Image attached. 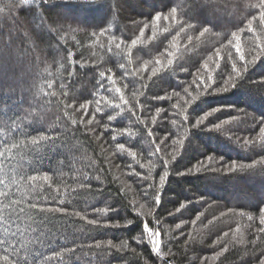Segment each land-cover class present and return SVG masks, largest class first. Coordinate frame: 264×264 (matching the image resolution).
Masks as SVG:
<instances>
[{"label": "trees", "instance_id": "1", "mask_svg": "<svg viewBox=\"0 0 264 264\" xmlns=\"http://www.w3.org/2000/svg\"><path fill=\"white\" fill-rule=\"evenodd\" d=\"M14 5L0 0V138L20 124L56 143L18 161L52 176V211L33 225L39 242L29 234L9 254L20 264H264L261 0ZM237 43L246 61L257 57L246 70Z\"/></svg>", "mask_w": 264, "mask_h": 264}, {"label": "snow or ice", "instance_id": "2", "mask_svg": "<svg viewBox=\"0 0 264 264\" xmlns=\"http://www.w3.org/2000/svg\"><path fill=\"white\" fill-rule=\"evenodd\" d=\"M29 2L30 0H19V5H14V7L28 5ZM45 2H47V0H45ZM260 7L262 10L259 13L257 27L264 28V0H261ZM0 11H3V9H0ZM170 18L176 19V8L174 6L170 8L168 14L163 15L164 21H168ZM9 19L15 21L16 17L12 15ZM161 19V14L154 16L155 22H160ZM145 27H147V25H145ZM181 27H183V25H181ZM253 30V21L249 20L247 31L251 32ZM207 31L208 26H205L203 31L200 32V35H204V32ZM101 35H103V33H101ZM142 35L143 32H141V36ZM232 37L234 40L239 41V32H233ZM17 39H22V37L18 36ZM189 39L191 38L189 37ZM228 42L230 44L232 43L231 40ZM135 43L136 41L133 40L132 44ZM116 47L119 48L120 45L117 44ZM235 51L239 53L240 60L245 61L243 65L245 70L248 67V63L253 62L257 58L253 57V61H246L245 55L241 52L238 43L235 46ZM156 63L159 64L160 62L157 61ZM169 63H171V60H169ZM232 68L237 75L240 74L241 69L235 64L232 65ZM100 75L104 77L105 73L102 72ZM153 75H155V71ZM108 79L111 81L110 76ZM229 79H231V77H229ZM198 86L204 89L208 87V85L203 82ZM223 90L226 91L227 89L224 88ZM108 91H111V89H108ZM115 91L119 93L120 89L116 88ZM183 91L187 93L188 89L184 88ZM119 98L124 104L128 103L123 95H120ZM96 103L99 104L100 101L97 100ZM107 104L110 107H120L119 104H113L111 100H107ZM96 110L101 111L99 108ZM206 115H211V112L206 113ZM197 123H202V120L197 121ZM25 129L26 126L25 128H21L20 124H16L15 127L9 128V134L7 136L0 138V145H2V147H0V233L3 234L0 236V248L3 249L0 251V262H2V264H20V260L17 258L18 248L23 249L27 247L24 237L33 234L39 242L41 228L33 227V225L44 226L49 213L52 211L46 203L48 197L43 195V186L45 184L51 188L50 181L52 176L47 173L41 174L38 171L29 172L26 168L21 166L18 161L23 160L26 155L36 153L48 144L56 143L55 134L48 131L42 134L38 133L29 136ZM260 131L264 134V127H262ZM120 147L123 148L124 145L121 144ZM232 170H235V165L232 166ZM17 193H19V195H17ZM60 211L63 212L66 210L61 209ZM249 219H251V217H249ZM21 222L25 223L27 227L21 228ZM87 222L89 224L97 223L95 220H88ZM261 223L264 224V217L261 218ZM261 230L264 231V229ZM97 246H99V244H97ZM9 250H11V253L17 255L9 254ZM69 251L72 250L70 249ZM156 251L159 252L158 246ZM59 259L63 261L64 257L61 255ZM25 264H27V258H25Z\"/></svg>", "mask_w": 264, "mask_h": 264}, {"label": "rangeland", "instance_id": "3", "mask_svg": "<svg viewBox=\"0 0 264 264\" xmlns=\"http://www.w3.org/2000/svg\"><path fill=\"white\" fill-rule=\"evenodd\" d=\"M24 59L29 60V54H24ZM155 244H156V248H157V243L155 242Z\"/></svg>", "mask_w": 264, "mask_h": 264}]
</instances>
